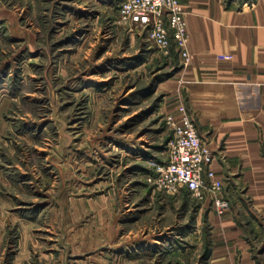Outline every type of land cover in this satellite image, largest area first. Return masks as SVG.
<instances>
[{
  "label": "rangeland",
  "instance_id": "1",
  "mask_svg": "<svg viewBox=\"0 0 264 264\" xmlns=\"http://www.w3.org/2000/svg\"><path fill=\"white\" fill-rule=\"evenodd\" d=\"M121 1L0 0V264H12L23 248L19 264H66L67 254L105 242L122 248L120 259L112 251L88 259L207 260L210 201L149 180L169 157L167 116L185 103V62L123 24ZM69 199H97L108 212L76 205L73 223ZM85 228L97 235L85 252L45 254L50 241L60 246L63 235Z\"/></svg>",
  "mask_w": 264,
  "mask_h": 264
},
{
  "label": "crops",
  "instance_id": "2",
  "mask_svg": "<svg viewBox=\"0 0 264 264\" xmlns=\"http://www.w3.org/2000/svg\"><path fill=\"white\" fill-rule=\"evenodd\" d=\"M179 2L190 36L191 58L180 73L185 104L214 150L212 168L224 180V193L231 202L223 213L208 209L211 248L205 264H264V0ZM98 203L69 199L68 218L75 223L76 205H82V211L84 204L95 216H106L107 207ZM18 219L31 224L38 217ZM89 228L63 235L67 241L60 246L50 241L45 254L74 248L85 252V244L97 236ZM104 244L86 251V257L67 254L66 264L107 251H112L114 260L123 254L122 248ZM18 251L12 264L28 256L25 248ZM88 264L105 263L88 259Z\"/></svg>",
  "mask_w": 264,
  "mask_h": 264
},
{
  "label": "built area",
  "instance_id": "3",
  "mask_svg": "<svg viewBox=\"0 0 264 264\" xmlns=\"http://www.w3.org/2000/svg\"><path fill=\"white\" fill-rule=\"evenodd\" d=\"M118 13L123 24L145 30L159 48H175L185 63L191 58L185 11L179 0H122ZM167 122L174 132L169 157L149 174V180L168 193L186 189L196 200L210 201L218 213L227 211L231 202L224 193V180L212 168L214 150L202 137L190 109L182 102Z\"/></svg>",
  "mask_w": 264,
  "mask_h": 264
}]
</instances>
